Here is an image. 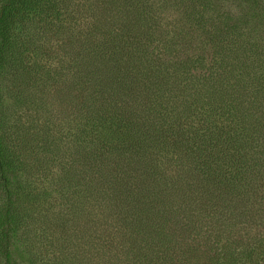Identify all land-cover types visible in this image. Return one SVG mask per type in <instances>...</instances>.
I'll return each mask as SVG.
<instances>
[{
	"label": "trees",
	"instance_id": "1",
	"mask_svg": "<svg viewBox=\"0 0 264 264\" xmlns=\"http://www.w3.org/2000/svg\"><path fill=\"white\" fill-rule=\"evenodd\" d=\"M0 264H264V0H0Z\"/></svg>",
	"mask_w": 264,
	"mask_h": 264
}]
</instances>
